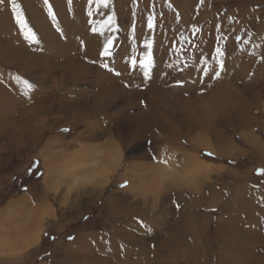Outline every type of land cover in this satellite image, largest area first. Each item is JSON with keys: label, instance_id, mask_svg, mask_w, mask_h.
<instances>
[{"label": "rangeland", "instance_id": "obj_1", "mask_svg": "<svg viewBox=\"0 0 264 264\" xmlns=\"http://www.w3.org/2000/svg\"><path fill=\"white\" fill-rule=\"evenodd\" d=\"M188 2L16 0L27 28L35 33L31 41L25 37L27 28L17 22L12 0L0 3V112L5 111L0 125L24 128L23 136H9L8 129L0 128V213L21 197L31 209H40L39 224L44 225L35 245L17 250L3 242L0 264L80 263L82 259L71 256H80L78 249L85 246L84 258L97 264H227L229 253L239 254L242 248L251 254L244 260L234 257L237 264L264 263V0H203L200 22ZM109 17L115 22L109 23ZM216 19L221 22L213 28ZM109 39L112 54L102 56ZM149 43L153 54L217 52L218 65L211 68L221 79L209 78L201 87L185 82L183 74L165 85L175 93L183 88L175 110L187 114V101L217 97L215 128L228 142L217 145L211 124L187 135L179 121L174 122L179 136L159 129L152 137L130 142L112 129L93 135L95 129L109 128L104 113L120 109L121 115H130L158 106V89L133 100V76L125 75V66H137ZM225 60L229 66L220 65ZM31 63L56 70L73 67L82 76L59 88L51 81L39 85L40 67L35 72L18 67ZM107 88L121 97L106 111L77 119L66 116V101L105 106ZM7 91L16 100L3 106ZM30 92L38 93L33 101ZM248 104L251 121L238 112ZM225 108H230L228 114ZM38 129L34 143L30 134ZM199 136L209 140L213 152L196 144ZM97 149L105 155L119 153L106 181L97 164L81 160ZM143 152L148 157H141ZM98 155L94 160H100ZM13 214L9 210L0 218L10 222L0 225L2 229L16 231L21 221ZM187 219L194 235L184 236L189 234Z\"/></svg>", "mask_w": 264, "mask_h": 264}, {"label": "bare ground", "instance_id": "obj_2", "mask_svg": "<svg viewBox=\"0 0 264 264\" xmlns=\"http://www.w3.org/2000/svg\"><path fill=\"white\" fill-rule=\"evenodd\" d=\"M202 2H203V0H200L198 2V4H196L194 0H189V2H188L189 8L193 9V12H191V15L193 14V16H194L195 14H197L196 20L198 22H200V19L204 16L203 11H205V5ZM195 7H197V8H195ZM220 22H221L220 19L213 20V22H212L213 28L217 27L220 24ZM179 25L182 26V24H179ZM179 25H178V27H179ZM60 53H63V52H60ZM66 53H71V52H66ZM146 53H148V52H142L140 54V56H138L137 60L139 63L137 64V66L135 65L133 68L129 67V65L125 66V69H126L125 72L126 73L125 72L124 73L127 76H128V72L132 73V76H133L132 82L135 83L132 86L133 91H134L133 92L134 97L132 96L133 100L138 99V97L140 98L143 95H146L150 91H154V90L158 89V92H159V94L157 95L158 99L155 101L158 104V106L156 108H152V107L148 106V107L144 108L142 111H140L139 113L130 114V115L129 114L127 115L125 113L123 115H121L123 110H120V109L113 111L111 113H104V115H103L104 121L109 122V128H101L100 130L95 129L92 131V132H94L93 135L96 137H100L103 134H107L109 132V129H112L117 137L125 135V140H126L125 142H130L131 140H135V139L152 137L155 134V132L159 129V130H170L171 133H174L175 135L179 136L180 128H178L176 125H174L175 121H179V123L183 124V126L185 127V129L187 131V135H190L191 131L195 127L196 128L199 127L202 129V128H205L206 125L211 124V127H209L208 129L213 130V135L215 137L217 145H221V144L228 142V139L226 137H224L221 134V132L215 128V118L214 117H215L216 113H219L218 112L219 111L218 105L220 104L218 102L217 97L216 98L210 97L208 100H207V98L206 99L205 98H195L193 100L187 101L186 103L188 104V106L186 107V109L187 110L189 109L188 110L189 114H187L186 113L187 111L184 112L181 110L179 112V111L175 110L176 104L177 105L180 104V99L178 97H180V94L184 93L183 92L184 90H182L183 88H181L179 86V89H178L179 91L177 93H175V91L173 89H168L169 86L167 84L165 85V82L167 80H173V78H176L179 80V79H181V75H183V74H184V76H186L188 78V79H186L185 82L195 83V81H196L201 87L203 86L204 81L209 79V78H212V79L215 78L217 80H218V78L221 79L222 78L221 76L217 77V73H219L218 70L217 69L213 70L211 68V67H214L215 65H218L219 59H218L217 52H194L191 56H190V54H189V56L186 54L184 55V54H182V52H174V53H171V52L156 53L155 52V54H153L154 52H151L152 58H153V65L152 66H154V64H156V66H159V67L155 68V69L154 68L151 69L149 76L147 78L143 75V69H142L141 64H140V61L144 59V55ZM31 57L33 58L35 56H31ZM92 61L93 62L97 61V57H95V59H93ZM80 65H81V63H80ZM220 65L229 66L230 64H229V62H227V60H225V62L223 64H220ZM235 65H236V63H235ZM35 66L40 67L39 71L42 72V74L39 77V80L37 81V84L42 85V84H45L47 81H51V83L54 84L55 88L56 87L59 88L63 84H65L67 82H71V80L75 82L77 79L80 78L79 75H81V72H82V70H78V69L75 70L73 67L72 68L63 67L62 68L63 70H60V69L56 70L51 65L44 64V63H43V66L38 65V64L35 65L32 63L28 66H27V64H18V67L20 69H23L24 71H32V72H35V69H34ZM25 68H27V70ZM92 68H94V67H92ZM180 69L182 71L179 72L178 70H180ZM86 72H87V70H86ZM91 72H93V71H91ZM200 83H202V84H200ZM107 89L108 90H106L103 93L104 99L107 102V103L104 102V104L106 103L105 106L102 107L99 105V103L95 102V105L90 106V108H89L87 104H82V103L76 104L74 102L66 101L64 104V106L66 107V110H67V111L65 110L66 116L70 115L71 117L77 119V118L82 117V116L99 115L100 112L106 111V109H107V107H109V105H112V103L118 101L119 98L121 97L120 96L121 93L117 92V90L113 91L110 88H107ZM0 93H1V89H0ZM63 93L68 94L69 91L65 90ZM229 93H231V92H229ZM53 94H54V92L47 95L46 101L51 100V98L53 97ZM35 95L37 96L38 93L31 94V92H30V94L28 95L29 96L28 98H30V100L32 99L31 101H33V98H36ZM7 96H8V98H7ZM3 97H4L3 106H5L6 104L7 105L12 104L13 102L15 103L16 97H13V95L11 93H9L8 91H7V93L4 94ZM117 98H118V100H115ZM149 103H150V101H149ZM19 104H21V103H19ZM183 104H185V101L183 102ZM44 105H42L43 106L42 109L44 108L43 110L46 111L47 109H45ZM85 107L87 108V113H84L82 111V110H84ZM246 107L249 108V104L247 106L243 105V107H239L238 112L241 113L244 120H246V121L250 120L251 121L252 119L249 117L251 112L250 111L247 112ZM182 109H183V107H182ZM229 109L230 108H225L226 114H228L230 112ZM236 109H238V108H236ZM4 112H5L4 110L1 111L0 116L3 115ZM191 116H192V118H191ZM230 120H231L230 116L227 117V122H230ZM0 128H1V130L2 129H5V130L8 129L5 131V134L7 133L9 136H12L14 133H18L20 136L24 135V130H23L24 128H22L19 125L18 126L13 125L11 128H7L6 125L1 124ZM39 131H41V129H38L36 131V133L34 134L37 136L30 134L32 136L31 138L33 139L32 142L37 143L39 141V135H38L39 133L37 134V132H39ZM154 143H155L154 141L151 142V147H150L148 154H151L153 152ZM196 144L199 146H202L203 148H205L207 150H210L211 152L214 151V148L210 145L209 140L207 138H205L204 136H199V138L196 141ZM98 151H99V153H97ZM98 154L101 155V158H100V160L96 161L94 159L97 156H99ZM148 154L146 152H143L141 154V157H148L147 156ZM81 157H82L81 160L86 159L89 162H92V164H97V168L98 169L100 168V170H101L100 171V174H102L101 179L104 181H106L105 179L107 178V175H108L107 173L109 172V169L116 167V165L119 161V153L118 152L114 151V152L107 153V155H105V154H102L99 149H97L96 152L91 151V152H88L86 154H83ZM192 164L195 166V168L200 166V164L198 163L197 160H195V158L193 159ZM191 222H193V221H191ZM186 223H187L186 225H187V229L189 231V234H188V232H186L184 234V236L185 235H194L195 234V228L190 227V223L188 222V219L186 220ZM191 224H193V223H191ZM226 225L229 226V224H226ZM190 231H191V233H190ZM39 232H40V229H36L35 232H31V230H30L29 234H31L32 236H35V238L29 244L35 242L36 239H38ZM27 238L30 239L31 237L27 236ZM175 245H176V243H175ZM85 248H88V247L85 246L84 248L78 249V254L80 256H78V257H75L74 255L71 256L73 259H82V261L80 263H78V261L75 260V264H97L98 262L95 260H88V259L84 258L85 252H86ZM248 250L249 249L242 248V249H240L239 254H237L238 252L236 253L234 250H232L231 252L229 251L230 252L229 257L226 258L227 260L225 259L226 261H228L227 264H237L234 261V257H240L244 260L245 258H247V256H249V254H251L250 253L251 250H249V251ZM75 254H77V253H75ZM107 263L108 262H106L105 264H107ZM109 264H112V263H109ZM121 264H123V263H121ZM127 264H132V263H127ZM241 264H243V263H241Z\"/></svg>", "mask_w": 264, "mask_h": 264}, {"label": "crops", "instance_id": "obj_3", "mask_svg": "<svg viewBox=\"0 0 264 264\" xmlns=\"http://www.w3.org/2000/svg\"><path fill=\"white\" fill-rule=\"evenodd\" d=\"M16 204V205H15ZM19 206V207H17ZM30 204L27 203V200L22 199L21 197H19V199H15L13 201H11L8 205H7V209L5 208L0 214V218L4 215H6V213L9 212V210H13L14 213L13 214L16 217V221H21V224L18 225L15 229L16 231L12 232V230H8V229H2L0 227V246L2 245V243H7V245H9V243L13 244V246H15L13 249H24L26 247H30L31 245H35L36 243H38V241L41 238V229L43 228L44 225H40L39 221H40V209L39 208H29ZM13 207H15L14 209H12ZM9 208V209H8ZM11 208V209H10ZM30 210V211H29ZM30 213V214H29ZM5 218V217H4ZM15 220V219H14ZM15 221V222H16ZM4 223H9V220L6 219H0V225L4 224ZM9 224L7 227H9ZM3 226V225H2ZM11 227V225H10ZM36 229H40L39 232V237L38 239H36L35 242L29 244L34 238L35 236H32L30 233L31 232H35ZM30 236L31 238H27V236ZM8 240V241H7ZM1 248V247H0Z\"/></svg>", "mask_w": 264, "mask_h": 264}, {"label": "snow or ice", "instance_id": "obj_4", "mask_svg": "<svg viewBox=\"0 0 264 264\" xmlns=\"http://www.w3.org/2000/svg\"><path fill=\"white\" fill-rule=\"evenodd\" d=\"M0 3H3V0H0ZM45 3H47V0H45ZM12 8L13 11L16 13V19L17 22L21 25L22 28H27V24L25 22V20L23 19V14L19 11L20 9V5L18 3H16V0H12ZM109 23H114V18L113 17H109L108 20ZM149 27H152V24L149 23ZM25 37L27 39L34 40L35 39V33L32 32V30L30 28H27V31L25 32ZM111 43V39H109L108 44L105 45L104 50L101 52L102 56H110L112 53L109 50V45ZM149 47V52L146 53L144 55V59L140 61L141 67L143 69V75L147 78L149 76L152 64H153V58H152V54H151V44H148ZM217 51L219 52V49H217ZM133 63H135V61H133ZM105 67H107V65H105ZM117 75H119V73H117ZM217 76H219V73H217ZM17 79H19V77H17ZM25 84H27L28 82L25 81ZM29 89H31L33 87V85L28 84ZM164 163H166L167 161H163Z\"/></svg>", "mask_w": 264, "mask_h": 264}]
</instances>
